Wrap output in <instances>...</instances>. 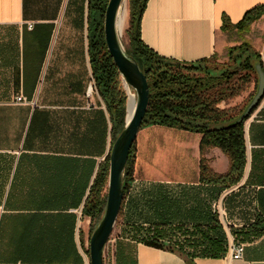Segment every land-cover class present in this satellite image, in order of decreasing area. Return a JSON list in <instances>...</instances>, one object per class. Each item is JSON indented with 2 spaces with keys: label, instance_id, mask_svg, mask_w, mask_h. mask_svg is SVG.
Instances as JSON below:
<instances>
[{
  "label": "crops",
  "instance_id": "1",
  "mask_svg": "<svg viewBox=\"0 0 264 264\" xmlns=\"http://www.w3.org/2000/svg\"><path fill=\"white\" fill-rule=\"evenodd\" d=\"M88 1L0 0V264H90L91 220L83 210L112 133L104 101L93 91ZM260 6L264 0H149L142 40L163 58L193 63L223 55L237 35L264 62V15L239 34L222 31L225 17L237 24ZM18 96L25 102L17 103ZM153 127L146 128L153 130L143 158H135L137 173H144L134 177L123 203V236L114 242L112 264H264V231L251 227L257 217L264 227V102L245 123L243 177L222 192L199 182L202 157L218 174L229 170L222 151L201 153L199 134L166 132L167 143L179 147L173 174L179 177L171 176L158 168L159 152L146 155L151 139L164 133ZM157 211L174 225L216 213L226 255L189 259L126 238L127 216L149 225ZM233 234L246 245L240 260L229 255Z\"/></svg>",
  "mask_w": 264,
  "mask_h": 264
},
{
  "label": "trees",
  "instance_id": "2",
  "mask_svg": "<svg viewBox=\"0 0 264 264\" xmlns=\"http://www.w3.org/2000/svg\"><path fill=\"white\" fill-rule=\"evenodd\" d=\"M109 1H88L89 58L95 89L103 99L110 116L113 145L126 125L128 97L105 43L104 21ZM148 1L127 0L128 41L124 45L126 53L137 61L146 75L150 87V102L142 130L158 126L201 135V153L206 149H219L229 160V170L225 174H218L202 157L200 184L216 187L220 192L229 190L240 183L247 164L245 123L249 119L236 125L231 124L240 117L256 93L258 78L253 62L260 60V55L248 44L242 43L229 49L228 60L223 64L218 63L216 55L193 63H180L163 58L149 49L142 40V19ZM94 9L98 11L96 14L93 13ZM263 15L264 6H260L247 12L237 24H232L225 17L222 31L229 35L239 34ZM250 85H253V91L248 94L243 104L221 108V104H229L240 98ZM134 152L135 145L124 172V202L135 182ZM109 162L108 155L99 169L83 210V215L91 220V234L105 212ZM165 200H159L154 207L158 209ZM122 215L123 208L119 218ZM169 220L171 219L167 220L158 211L155 222L149 225H144L141 220L133 222L127 216L123 220L128 229L125 232L126 238L163 251L185 255L189 259L222 258L226 255L228 241L216 213L195 216L192 224L188 225H174ZM251 227L253 232L264 231L258 217Z\"/></svg>",
  "mask_w": 264,
  "mask_h": 264
},
{
  "label": "water",
  "instance_id": "3",
  "mask_svg": "<svg viewBox=\"0 0 264 264\" xmlns=\"http://www.w3.org/2000/svg\"><path fill=\"white\" fill-rule=\"evenodd\" d=\"M127 0H110L105 13L104 36L108 53L127 88L136 95V106L128 119V101L126 125L109 152V180L107 204L103 217L90 237V264H105V250L114 233L124 202L123 178L127 162L138 135L150 102V87L146 75L141 71L137 61L126 53L121 42V28L118 23L119 12ZM257 73L256 94L244 109L240 117L231 125L248 120L264 100V68L261 60L253 62ZM129 99V95H128Z\"/></svg>",
  "mask_w": 264,
  "mask_h": 264
},
{
  "label": "rangeland",
  "instance_id": "4",
  "mask_svg": "<svg viewBox=\"0 0 264 264\" xmlns=\"http://www.w3.org/2000/svg\"><path fill=\"white\" fill-rule=\"evenodd\" d=\"M97 12L98 11H96L95 9L93 10V13L96 14ZM120 12L126 13L125 24H124L123 28H121V42H122V45L124 46L128 41L127 37H126V30L128 28V3H127V1L122 5ZM243 39H245V38H243ZM242 42H243V40L241 39V36L234 35L233 37H231V43H232L231 46H235V45L238 46ZM229 49L230 48L225 50L223 55H216V60L218 61V63L223 64V63L227 62ZM92 83H93V91L96 92L94 82H92ZM123 87H124V89L127 93V97H128V88L125 86L124 82H123ZM252 91H253V85L248 86L246 88L245 92L240 96V98L236 99V102H238L237 105H241V103L243 104V101L245 99H247L248 94L251 93ZM251 100H250V102H251ZM127 101H128V99H127ZM250 102H248V104ZM248 104H247V106H248ZM158 129L163 130L161 132H164V133L159 134L160 136L159 135L154 136L153 139H151L150 144H148V147H146L147 148L146 155H147V157L151 158L152 153H154V150H156L160 154L158 168L163 169L165 167L167 170L172 172L171 173L172 175L170 174L171 176L179 177L178 174L173 175L175 173H179V147L178 146H171L170 144H168L167 139L165 138L164 135H166V132H167V134H171V135H169L170 137L178 138L179 134H181V132L176 131V130H169V129H165V128H158ZM146 130L147 131L143 130L139 133L137 141L135 143L134 156L136 158V161H137L138 156L143 158V153H144L143 148L145 147V144L147 143L148 139L150 138L148 132L150 130H153V129L151 128V129H146ZM152 136L153 135H151V137ZM176 153H177V155H176ZM143 173L144 172L142 169L138 170V173H137V170L135 168L134 177L135 178L141 177L143 175ZM96 227H93L94 228L93 232H94ZM121 230H122V220L119 218L117 221L114 233H113V235L110 239V242L108 243L106 250H105V258H104L105 264H112V252H113L114 242L120 236H123V232ZM91 231H92V226H91ZM87 249H89V242L87 245Z\"/></svg>",
  "mask_w": 264,
  "mask_h": 264
},
{
  "label": "built area",
  "instance_id": "5",
  "mask_svg": "<svg viewBox=\"0 0 264 264\" xmlns=\"http://www.w3.org/2000/svg\"><path fill=\"white\" fill-rule=\"evenodd\" d=\"M29 28L32 29L33 25L30 24ZM262 63H263V68H264V62H262ZM16 102L17 103H22V102H25V99L22 96H18V97H16ZM263 102H264V100L262 101V103ZM261 104H260V106H261ZM252 115H251V117H252ZM221 212L224 213V210L222 209ZM245 248H246V245L244 243H241V242L237 241L234 237H231V240H230V243H229V255H230L232 260H240V259H242L244 251H245Z\"/></svg>",
  "mask_w": 264,
  "mask_h": 264
},
{
  "label": "bare ground",
  "instance_id": "6",
  "mask_svg": "<svg viewBox=\"0 0 264 264\" xmlns=\"http://www.w3.org/2000/svg\"><path fill=\"white\" fill-rule=\"evenodd\" d=\"M125 20H126V13L119 12L118 23L120 25V28H123V26L125 24ZM91 92H92V90H90L89 93H91ZM128 95H129V99H128V106H129L128 119H129L132 116L133 111H134L135 106H136V95H135L134 91L130 88H128Z\"/></svg>",
  "mask_w": 264,
  "mask_h": 264
}]
</instances>
